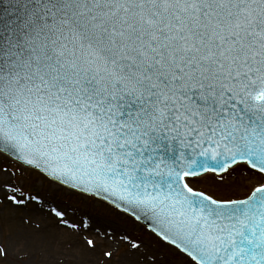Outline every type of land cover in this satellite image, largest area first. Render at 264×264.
<instances>
[{
    "label": "snow or ice",
    "instance_id": "1",
    "mask_svg": "<svg viewBox=\"0 0 264 264\" xmlns=\"http://www.w3.org/2000/svg\"><path fill=\"white\" fill-rule=\"evenodd\" d=\"M0 3V264H264V0Z\"/></svg>",
    "mask_w": 264,
    "mask_h": 264
},
{
    "label": "water",
    "instance_id": "2",
    "mask_svg": "<svg viewBox=\"0 0 264 264\" xmlns=\"http://www.w3.org/2000/svg\"><path fill=\"white\" fill-rule=\"evenodd\" d=\"M4 5L3 3H0V8H2ZM202 190L208 191L209 193H215L218 197H225V196H242L245 193L237 191L233 189L231 192H223V191H217L214 189L211 185L210 180H204L201 179L200 184L198 185Z\"/></svg>",
    "mask_w": 264,
    "mask_h": 264
},
{
    "label": "bare ground",
    "instance_id": "3",
    "mask_svg": "<svg viewBox=\"0 0 264 264\" xmlns=\"http://www.w3.org/2000/svg\"><path fill=\"white\" fill-rule=\"evenodd\" d=\"M38 260L42 264H49V262L47 261V259L41 260V259L38 258ZM69 264H85V262L84 261H70Z\"/></svg>",
    "mask_w": 264,
    "mask_h": 264
},
{
    "label": "rangeland",
    "instance_id": "4",
    "mask_svg": "<svg viewBox=\"0 0 264 264\" xmlns=\"http://www.w3.org/2000/svg\"><path fill=\"white\" fill-rule=\"evenodd\" d=\"M65 200H66V202H69V203H78L77 201H75V200H73V201H67V199L65 198ZM8 232L9 233H11V227H9V229H8ZM33 264H42L41 262H39V260L37 259V260H35L34 262H33Z\"/></svg>",
    "mask_w": 264,
    "mask_h": 264
}]
</instances>
